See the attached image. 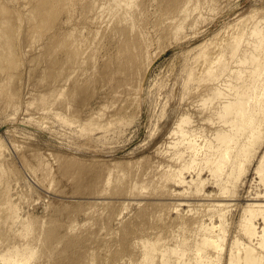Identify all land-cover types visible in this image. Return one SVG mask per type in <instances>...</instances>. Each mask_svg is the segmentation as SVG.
Returning <instances> with one entry per match:
<instances>
[{
    "label": "rangeland",
    "instance_id": "rangeland-1",
    "mask_svg": "<svg viewBox=\"0 0 264 264\" xmlns=\"http://www.w3.org/2000/svg\"><path fill=\"white\" fill-rule=\"evenodd\" d=\"M46 1L0 0V162L4 160L5 167L10 171L7 170L6 183H0V253L8 244L31 240L35 243L33 247L37 254L28 264H130V257L139 259L140 256L139 250L132 245L137 238L148 237L154 242L162 240V245L175 247L182 243L179 234H183L192 245L199 242L197 239L200 237H196L197 230L192 223L198 215L210 223L213 210L200 206L201 203H210V200L197 201L193 194V199L187 196L192 192L184 194L183 200H178L177 196L173 198L164 192L163 195L161 186L157 190L155 183L149 185L152 191L157 190L153 191V195L151 190L146 189L145 192L144 189L137 196L138 190H131L130 186L137 176L140 180L149 177L148 181L151 180L150 175L152 179L155 176L156 182L158 176L153 166L162 157L165 158L169 133L183 113L189 111L193 115L191 117L196 116L197 120L208 117L207 110L204 111L206 114L203 112L199 116L202 86L197 87L206 66L203 64L204 57L206 54L216 57L220 44L230 41L231 36L239 35L248 20L246 26L253 18L261 19L264 25V0H212V3L218 1L216 9L208 3L203 18L193 16L194 21L190 18L185 31L176 40L171 37L173 32L161 31L165 23L171 21L167 19L170 15L162 11L161 1L137 0L142 7L137 6L138 16L134 14L139 18L134 20H141L135 21L138 23L135 25L133 21L132 27L135 28L133 31L128 29L130 34L126 35L137 39L140 34V37L146 36V40L141 38L149 44L147 55L151 58L150 62L143 59L141 64L142 58H138L136 70L133 73L128 70L131 73L128 75L124 74V68H127L124 62L130 57V52L136 50L126 46V35L125 38L119 33H115L116 37L112 35V27L118 23L117 19L113 22L112 13L108 12L109 7L116 4H111L113 0H107L108 3L92 0L95 3L100 1L98 7L93 3L97 10L89 7L91 0H68V4L67 0ZM104 3L109 5H106L108 10H103ZM158 7L162 8L160 12H157ZM92 8L96 10L95 14ZM99 11L102 14L107 11L110 16L107 12L102 16ZM156 12L166 16L163 17L162 13L159 16ZM98 15L99 18H94ZM155 17L160 20L166 18L161 20L165 23ZM90 19L94 20L93 25L89 24L92 23ZM129 24H126L127 28L132 25ZM156 24L160 25L156 27ZM159 28L161 30L157 32ZM94 39L97 43L93 42ZM119 39L124 44L119 45ZM74 40L75 45L72 43ZM227 59L229 61V55L225 61ZM146 61L149 66L145 65ZM139 66L140 73L137 71ZM62 84L67 88L63 94L59 91ZM195 86L201 90L196 92ZM52 91L60 92L58 95L61 98ZM194 102L199 103L196 104L197 111L194 106L195 111L191 108ZM208 122L206 126L210 129L201 122L205 134L219 124L218 120L216 125L211 121L212 126ZM261 148L247 163V173H242L243 177L241 175L236 185L231 186V191L224 194L226 196L221 194L222 185H218L207 170L202 173V179L207 180L203 188L205 193L214 194V198L221 201L223 206L219 209L225 216L222 223L225 231L221 235H225L226 240L219 258L214 255L215 261L219 259L217 264H229L231 256L237 258L240 254L238 249L244 244L254 248L258 246L256 241L250 243L243 236L240 224L244 211L255 202L253 198L264 194V182L255 173L259 157L264 153V144ZM44 165L48 170H43ZM110 169L112 176L109 177ZM47 171H51L52 178L44 177ZM186 176L188 180L197 178L193 172H188ZM107 179L111 183L107 184ZM123 185L125 188L128 186V191L123 189ZM171 188L176 192L188 189L185 186ZM8 189L11 191L9 196L18 204L19 213L24 218L31 216L34 219L35 228L27 239L15 238L9 232L12 226L9 220H5L9 211L7 198L3 195ZM180 201L187 205L178 206V211L176 206ZM214 217L215 223L220 225L219 216ZM255 222L259 228L264 226L261 216ZM73 224L77 228L70 232ZM192 234L195 236L191 237ZM237 241L240 244L238 249L235 247ZM262 250L259 251L264 257ZM193 255L195 251L190 249L183 260L188 261Z\"/></svg>",
    "mask_w": 264,
    "mask_h": 264
},
{
    "label": "bare ground",
    "instance_id": "bare-ground-1",
    "mask_svg": "<svg viewBox=\"0 0 264 264\" xmlns=\"http://www.w3.org/2000/svg\"><path fill=\"white\" fill-rule=\"evenodd\" d=\"M103 1H101V3H103ZM105 1H107V0H105ZM108 1L110 2L111 0H108ZM108 1H107V3H108ZM136 1L137 0H113L114 3L111 2V4H115V3L116 4L114 6L110 4V6H113V7H109V10H108V6H109L108 4L104 3L105 6L108 5V6H106V8L103 4L102 5L104 7H102V5H101L103 10H108V12L112 13L111 15H113V16H110V13H108L107 11H103V12H105V13L107 12L109 14V16L112 17L113 20L117 19L118 23H114L115 28L112 27L114 29L112 32L113 33L112 35H114V37H116L115 33H119V34H122L124 36V38L127 36V39L124 41V43H126V46L130 45V48L132 50H136L135 52L134 51L130 52V57H128V60L124 62L125 67H127V68H124V74L125 75L126 74L128 75L131 71H132L131 73H133V71L136 70L135 66H136V63L138 61V58H142L140 60V64H141V61L143 59H146L147 61H149L151 58L149 55H147V51H150V50H148V49H150L148 47L149 44H147V41L145 42L142 40L141 37H143V36L140 37L141 34L140 35L138 34L139 35L138 39L135 36H132L133 38H130V36L128 34L126 35V33H129L131 30L133 31V29L135 28L132 26H133V23L135 21H137L134 19H135V17L138 16L137 6L139 5V4H137ZM145 1H147V0H145ZM148 1H150V0H148ZM160 1H161V6L163 8L162 11H164L170 15V16L167 15L168 16L167 19L168 20L171 19V21L169 23V21L167 22V20H166V22L169 24L166 26L167 23H165V20L161 21V20L166 19V18H162L160 20L159 17H155L158 20H160L161 22H163V24L165 23V26H166L165 27L163 24H161L164 26V28H162V30H161V28H159L156 31L159 32V30H161L162 32H166V33L168 31H169V33L173 32L174 34L172 33L173 35L171 37H173V39L175 38V40L178 39L180 37V35H182L181 32L183 30L185 31V25H187L186 22L190 21L193 16L196 18L197 17L203 18L202 14L205 12L204 9L206 7H208V5H209L208 3L213 4L212 6H214V7L210 6V7H212V9L213 8L216 9L215 4L218 3V1L212 3V0H211V2H210V0L209 1L208 0H160ZM51 2H52V0H51ZM99 2L100 1L95 3V1H92L91 4L93 6L91 5L89 7L94 8L95 6H97V4ZM155 2H157V1H155ZM47 3H49V0ZM52 3H54V2H52ZM68 3H70V1L68 2V0H67V4ZM93 3L95 4V6ZM123 4H124V6H123ZM146 4H143V5H146ZM120 5H122L123 7H120ZM141 5H139V6H141ZM149 5L151 6V3ZM114 7L115 8L118 7V8H120V10H118V8H116V11H115ZM159 7H160V5H159ZM159 7H158L159 11H157V10H155V11L160 12L161 11L160 9H162V8H159ZM93 8L91 10H93ZM121 8H122V10H121ZM95 9L97 10L98 8L95 7ZM209 9H208V11H209ZM96 10H93L94 11L93 14L96 13L95 12ZM99 10H101L100 7H99ZM140 10H138V11H140ZM93 11H91V13ZM99 12L101 13L102 16H105L104 15L105 13L102 14L101 11H99ZM99 12H97V13H99ZM157 12H156V14H160L159 16H161L162 12L161 13H157ZM134 13H137V16H135ZM90 15L91 14H89V16ZM99 15H98V17L94 16V18L95 17L99 18ZM101 15H100V17L102 18ZM139 16H140V18L142 17L141 12H140ZM162 16L164 17L166 15L165 14L163 15V13H162ZM86 17H87V14H86ZM138 18L139 17H137V19ZM91 19H92V17H91ZM130 20H131V22H129ZM115 21L116 20H114L113 22H115ZM139 21H137V22H139ZM192 21H194V20L192 19ZM198 21H199V19H198ZM248 21H247V23H248ZM93 22H94V20L92 21V23H89V24L93 25ZM95 22L96 23L98 22L97 19L95 20ZM109 22H110V20H109ZM103 23H105V22H103ZM127 23L129 26H130L129 23L132 24L131 25L132 29H131V27L127 28V26H128V25H126ZM193 23H191V24H193ZM135 24H138V23L135 22L134 25ZM246 24L244 25L245 27L243 28V30L241 27L242 31L240 32L239 35H237L235 37L231 36L232 39L230 38V41H228L226 43L223 42L220 44V46H219L220 51H218L216 57L215 56L211 57V55H210V57H208L207 54L204 57L206 59L205 60L206 63L204 62L203 64L206 66L204 68V66L202 64L204 70H203V72L201 71L202 75L199 78V80L197 81L198 82L197 87L202 86L201 88H202V90L204 88V90L202 91L200 89L201 90V94H199L200 95V100H199L200 104L199 103L198 104H199V106L202 105L201 109H200L201 111H199V116L201 114H203L204 111L206 112V110H207L208 111V114H207L208 117H206V115H205L206 113L204 112L205 113L204 115L206 118H204V116H203L202 118H204V119L199 117V119L197 120L195 118L196 116L191 117L193 115L188 113L189 111L183 113V115H181L180 119L177 121L176 126L169 133V137H168L169 140L167 139L168 140V142H167L168 143V150L165 152L166 153L165 158L162 157L161 161L155 162L156 164L154 163L155 165L153 167L156 170L155 175L158 176L156 179V182H155V178H154L155 176L154 177L152 176L153 177V179H152L151 175H150V179H151L150 181H148V178H149L148 176H147L148 178H146V179L144 178V180H140L139 179L140 177L138 178V176H137V178H134L135 180H133V181L131 180L132 181V184L130 186L131 190H138L137 192H139V194L137 193V196L140 195V192L144 189L145 190L148 189L150 191L151 189H149V187L151 188V186H149V185H152V184L154 185V183H155L157 186L155 188L157 190H159V186H161L160 189L162 191V194L164 192L165 194H167V196L169 195L170 197H173V198L174 197L176 198V196H177L178 200H183L185 197L184 194L191 193V192L192 193L188 194L187 196H189V195L191 196L193 194V197L194 196L197 197L196 198L197 201L205 200L206 202H208L207 200H210L209 201L210 203H208V204L207 203H201V205L200 204H197V205L205 206V207L208 206L211 209V211L213 210L212 214L213 213L214 214L213 215L210 214L211 215V217H210L211 221H210V223H206L202 216L198 215L199 216L198 218L196 216V221L192 224L195 225L193 227L196 228L197 232L195 231V229L193 230V232L195 231L196 235H197L196 237H198V235H199L200 239L196 238L197 241L199 240V242H197V243L193 242V243H195L194 245L189 243V238H187L186 235H183V234H179V238L183 239L182 243L176 245L175 247L162 245L160 243V242H162V240H160V241L158 240V241L154 242L151 238H148V237H142V238L135 239L132 242V245L139 250L140 256L138 259L136 257L135 258L130 257V255H129L130 260H131L130 264H157V262H159L160 264H182V262L184 261L183 260L184 257L188 255V252L190 251V249L195 251V255H193L192 259H189L188 261H184L185 263H183V264H217L216 262H219L218 261L219 259H217V261H215L216 258L214 257V255L217 254V258H219L218 256H220V255H218V254H220L223 251V244H224V241L226 240L224 238L225 235H223V236L221 235V233L224 234L223 231H225L222 228L223 227L222 223L225 219V216H224V213L220 211L219 207H222L223 204L221 203V201L214 198V196H213L214 194L205 193V191H204L205 189H203V188L205 187V184L207 185V183H206L207 180L202 179V176H203L202 173L204 172V170L205 171L207 170L208 173H210L211 176L217 181L216 183L218 185H222L221 194L223 193L222 194V196H223L224 194L231 191V189H230L231 186L236 185L235 183H237V181L241 178L242 173L243 174L247 173L246 172V170H248V168L246 169L247 163L248 162L250 163L251 159L255 158L259 149L264 144V25L261 24V19H255V18H253L250 25L246 26ZM159 25L156 24L155 26L157 27ZM163 26H161V27H163ZM77 28H79V26ZM153 28H155V27H153ZM89 29H91V28H89ZM128 29H130L129 32H128ZM96 30H97V28H96ZM74 31H77V30L75 29ZM70 33H69V35H70ZM76 33H78V32H76ZM140 33H142V32H140ZM96 34H98V33H96ZM119 34L117 35L118 37L120 36ZM143 34H144V32L142 33V35ZM155 34H154V37H155ZM110 35H108V36L110 37ZM164 35H165V33H163V36ZM168 35H170V34H168ZM65 36L67 37L68 35L65 34ZM71 36H74V34L72 35V33H71ZM108 36H106V37H108ZM149 36L150 35H148V37ZM161 36H159L157 38H160ZM114 37H113V39H114ZM148 37H147V39H148ZM145 38H146V36H145ZM145 38H144V40H146ZM116 39H118V38H116ZM75 40L72 42L73 45L76 44V43H74ZM94 40H93V42H96V40L95 41ZM140 40H142L143 43H142V41L140 42ZM148 40H152V39H148ZM111 41H113V40H111ZM81 42H82V40H81ZM61 43L63 44V42H61ZM61 43H59V45ZM99 43H101V42H99ZM119 43H120L119 45L124 44L121 41V39H119ZM79 44H80V42H79ZM145 44H147V45H145ZM82 45H85V44H82ZM99 45H101V44H99ZM150 45H151V42H150ZM145 46H146V48H145ZM72 48H74V47L72 46ZM75 48H77V46ZM78 48H80V47H78ZM95 48H97V47L95 46ZM123 49H125V48H123ZM77 52H78V50H77ZM82 52H84V51H82ZM117 52H118V50H117ZM73 53H76V51ZM76 55H78V54H76ZM228 55H229V61H228V59L225 61V59ZM86 56H87V53H86ZM64 57L66 58V55ZM64 57H62V58L64 59ZM93 59H95V58L93 57ZM146 62H145V65H148L150 61L147 62V64H146ZM202 66H201V69H202ZM145 67H147V66H145ZM128 70H130V72H128ZM139 70H140V66H139V69L137 71L139 72ZM137 71H136V73H137ZM134 74H135V72H134ZM68 76H70V75H68ZM66 80L68 81V79H66ZM127 80H125V81H127ZM62 81L65 83L64 80H62ZM128 82H129V80H128ZM69 83H71L70 79H69ZM67 84H68V82H67ZM62 85L61 86L59 85V87H62ZM68 85H67V87H68ZM129 85L127 84V86H129ZM63 87L66 88V86H64V85H63ZM63 87H62V89H59V91H62L61 92L62 94H63V92L67 91V88H66V90H64ZM197 87H196V92L197 91L199 92L200 90L199 89L197 90ZM68 89H69V87H68ZM193 90H195V89H193ZM57 91H58V89H57ZM69 91H71V90L69 89ZM52 92H54V95H57L61 98V95H58V93H60V92H57V93H56V91H52ZM49 95H50V93H49ZM41 98H43V97H41ZM195 102H194L195 105H191L192 107L190 106L192 109H193V106L196 108V106L198 105ZM70 103H68V104H70ZM68 104H66V105L69 106ZM64 107H66V106L64 105ZM68 108L70 109V106L67 107V109ZM195 110L197 111L198 109L196 108ZM92 114H93V112L91 113V115ZM95 114L98 115V113H94V115ZM91 115H90V117H92ZM215 118L219 121L218 123L220 125L216 122L217 120L214 122L213 119H215ZM91 119L92 118H89V120H91ZM202 120H205L206 122H208L207 120H209L210 122H208V123L211 126H212V124H211L212 122H213V125L218 124L217 125L218 127H216V126L212 127V128L216 127L215 129H213V131H211L212 129L210 130L211 132L209 131L211 133V135H208V134H210L208 131H207L208 134L207 133L205 134V132H206L205 128L207 127V129H210V128H208L210 126H206V122L202 121ZM201 122H204L205 128L201 125L202 124ZM158 152L161 153L160 151H158ZM3 161L0 162V183L5 182L4 180H6V178H7L6 174H8L10 172L8 170V168L5 167V164L3 163ZM248 165H249L248 167H251L250 164H248ZM41 166H42V164H41ZM45 166L46 165H44L43 170L47 168ZM153 167H152V169H153ZM7 170L9 171L8 173H7ZM46 170H48V168ZM188 172H193V174H195L197 176V178L194 179V177H193L191 180H188V178L186 176V174ZM255 173L258 174L261 177V181L264 182V153L259 157L258 165L255 168ZM34 174H37V173L35 172ZM50 174H51V171L50 172L47 171V173L44 175V177H46V178L51 177ZM122 175H124V174L122 173ZM137 175H140V174L137 173ZM144 175H143V177H144ZM107 176H109V177L112 176V170L111 169H110ZM134 176H135V174H134ZM132 177H133V175H132ZM242 177H243V175H242ZM38 178L39 177H37V179ZM41 179L39 181H41ZM136 179H139L140 181L136 180ZM48 180H52V179H48ZM43 182H44V180H43ZM106 183L107 184L111 183V180L107 179ZM233 184H235V185H233ZM8 186H9V184H8ZM123 186H124L123 189L124 190L126 189V191H128L127 190L128 186H126V188H125V185H123ZM178 186H180V187L185 186L188 189L176 192V190L171 188V187H178ZM5 188H6V186H5ZM152 188L154 189V186H152ZM124 190H122V191H124ZM153 191L150 194L153 195ZM156 191H154V193ZM161 191L157 192V194H159ZM7 192L3 195L6 196L5 198H7L6 204L8 205L7 209L9 211V214L7 212L8 215H6L8 217H6L7 219L5 218V220H9V222H11L10 226H12V227H10L11 229H9L10 230L9 232H12V234H13L12 236H14V237L16 236L17 238L19 237V238L27 239V238H29V236L32 235L33 229L35 228L34 219L30 218L31 216L24 218L22 216V214L19 213L20 211H19L18 204H15L13 202V200L11 199V197L9 196L11 194L10 193L11 191L8 189ZM135 192L136 191H134L133 193H135ZM145 192H147V190ZM131 193H132V191H131ZM130 195H132V194H129V196ZM141 195H142V193H141ZM143 196H145V195H143ZM179 196H181V198ZM218 196H220V195H218ZM218 196H216V197H218ZM222 196H220V197H222ZM224 196H226V195H224ZM133 197L134 196L132 195V198ZM132 198H130V199H132ZM145 198L143 197V199H145ZM191 198H192V196H191ZM262 198H264V194H262V195L259 194V196H257V198H255V199L253 198V200L255 202L249 205L248 210L244 211L245 213L242 217L241 224H240V230H241L243 236L248 238L250 243H251V241H252V243L253 242L255 243V241H256L255 244L258 245L257 248H259V250L264 249V226L262 228H259L255 221L259 216H261V218L263 219V223H264V199H262ZM135 199L136 198L134 197V200ZM213 201H219V202L212 203ZM122 204H125V203H122ZM138 204H141V203H138ZM141 205H139V207H141ZM184 205H187V204L185 202H182V201H180L179 204H177V206L175 204L176 209L178 206H184ZM123 206H125V205H123ZM224 206H225V204H224ZM124 208L126 209V207H124ZM93 210H92V213H95V212H93ZM178 211H180V209ZM92 215H94V214H92ZM214 216H216V217L219 216L218 219H220V225L221 226L217 225V223H215V221L213 219ZM219 227L222 228V232H221V230H219ZM76 228H77V225L73 224V225H71L69 230H70V232H74L76 230ZM194 236H193V234L191 235V237H194ZM196 239H194V240H196ZM255 244L254 245L252 244V245L255 246ZM34 245H35L34 241H31V240H25L19 244H16V243L8 244V247H6V249L1 251V253H0V264H28V263H30L32 258H34L37 254L36 248L33 247ZM239 245L240 244L237 241L235 243V247L238 249V248H240V247H238ZM243 246H244L243 248L238 249V253H240V254L237 258L231 256V258L229 259V264H264V257H263V254H261V251L257 250V248H254L248 244L247 245L244 244ZM180 248H181V250H180ZM156 251H157V254L155 255ZM131 256H133V255H131Z\"/></svg>",
    "mask_w": 264,
    "mask_h": 264
}]
</instances>
